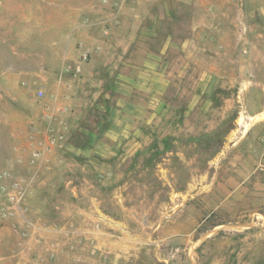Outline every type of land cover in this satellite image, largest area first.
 <instances>
[{
    "label": "rangeland",
    "instance_id": "1",
    "mask_svg": "<svg viewBox=\"0 0 264 264\" xmlns=\"http://www.w3.org/2000/svg\"><path fill=\"white\" fill-rule=\"evenodd\" d=\"M121 1L134 0H0V77L45 55L38 38L54 45V77L28 100L0 81V264H264V0H221L196 27L158 21L177 47L146 87L115 88L114 60L80 38L62 89L75 27ZM126 98L128 123L108 133ZM97 127L106 134L90 139Z\"/></svg>",
    "mask_w": 264,
    "mask_h": 264
},
{
    "label": "crops",
    "instance_id": "2",
    "mask_svg": "<svg viewBox=\"0 0 264 264\" xmlns=\"http://www.w3.org/2000/svg\"><path fill=\"white\" fill-rule=\"evenodd\" d=\"M150 2H142L139 0H134L129 3L126 1H121L119 6L116 8L113 17L102 19L100 15L96 16V10L92 11L94 18L85 17V9L91 12L93 6L90 4L83 5L80 8L83 9V20L81 24L75 27V33L69 38L67 46L61 55L62 67L60 72L63 75L70 76L71 74H76L73 69L67 66V60L64 63L65 56L67 59H73L75 49V42L83 39V41L95 40V43L91 49L94 53H101L106 51V54L111 56V60H114L113 67H110L112 75V81L115 88L122 89H133L135 87H146L151 81L155 82V77L159 72V61L161 54L165 53L167 49H175L176 44L173 40H176L175 36L170 35V31L164 29V34L156 31L155 26L159 21L165 22L164 25H179L181 23L189 24L195 26L198 25L199 21L197 17L199 16L198 11L204 12V19H213L214 14L224 8L221 5V0L218 2H213V0H149ZM157 9V12L155 11ZM211 11V12H210ZM99 13V11H98ZM183 19L185 21H183ZM149 21V25L146 21ZM108 22L110 25V31L108 34V39L104 38L102 40H97L95 34H91L89 30L94 28H101ZM153 23V24H152ZM201 23L211 24L212 20L201 21ZM196 27V26H195ZM173 34V32H172ZM102 37V36H101ZM143 41L149 40V42H159L161 45L158 50L155 51V46L153 49L149 47H140L135 43L138 40ZM37 40L45 41V55L33 56L32 58H27L24 64L20 68H16L15 71L5 70L0 77V81H3L4 86L9 89L8 93L13 95L17 103H23L28 100L26 98V93L28 90L46 87L47 82H51L54 77V67H53V38L52 36H46L43 38H38ZM142 44V43H141ZM136 51V52H134ZM142 51V61L140 64H132L131 60H127L129 56H137V52ZM75 65L77 69H84V64L75 60ZM128 73H132L130 75ZM68 77L65 79L63 77L59 83L60 87L63 89L71 90L72 81ZM74 81V80H73ZM47 83V84H46ZM14 90V92H13ZM122 93V91H121ZM42 94V93H41ZM35 95V92H33ZM25 99V100H24ZM59 99H57L58 102ZM56 102V105H57ZM135 108V103L129 101L127 98L119 102V107L113 108L110 114L109 121L110 128L109 132H116L119 129L118 126H126L129 121L130 114ZM55 111L59 108L55 107ZM129 114V115H128ZM20 128L21 125H20ZM100 128V127H99ZM97 129L90 133V139L95 140L100 139L106 133ZM90 132V131H86ZM105 133V134H104ZM117 135L116 133H114ZM61 135L63 139L60 142H64L66 135ZM56 135V136H57ZM14 137H21L19 135H13ZM57 143V144H58ZM56 144V145H57ZM55 146V145H54ZM18 146H16L17 148ZM52 147V146H51Z\"/></svg>",
    "mask_w": 264,
    "mask_h": 264
},
{
    "label": "built area",
    "instance_id": "3",
    "mask_svg": "<svg viewBox=\"0 0 264 264\" xmlns=\"http://www.w3.org/2000/svg\"><path fill=\"white\" fill-rule=\"evenodd\" d=\"M90 48H85L83 50V54H82V59L85 60L86 58H88L89 54H90ZM63 139V137L61 135H57V136H53L48 140V145L49 146H54L56 145L59 141H61Z\"/></svg>",
    "mask_w": 264,
    "mask_h": 264
}]
</instances>
